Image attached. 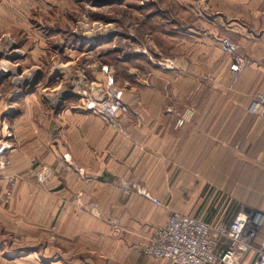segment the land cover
I'll list each match as a JSON object with an SVG mask.
<instances>
[{
  "label": "rangeland",
  "instance_id": "rangeland-1",
  "mask_svg": "<svg viewBox=\"0 0 264 264\" xmlns=\"http://www.w3.org/2000/svg\"><path fill=\"white\" fill-rule=\"evenodd\" d=\"M242 6V0H0V264L61 262L55 257L65 242L58 252L52 246L61 214L79 216L76 230L92 224L111 237L122 232L131 204L102 208L83 193L57 194L52 181L61 178L57 169H81L67 154L68 116H93L125 139L137 92L153 97L147 88L162 96L167 113L176 112L175 140L187 125L186 167L173 153L166 168L172 190L156 191L173 196L169 207L209 223H228L225 214L230 220L242 209L264 211V123L245 113L251 97L237 89L240 75L229 74L220 43L229 40L244 58L226 29ZM110 89L121 92L129 110L119 130L82 109ZM230 108L234 118L227 121ZM185 113L193 115L179 124ZM124 155L119 165L130 172V152ZM80 177L90 181L84 172ZM140 182L122 174L109 185L142 200L132 189H147ZM87 239L71 241L69 251L75 255Z\"/></svg>",
  "mask_w": 264,
  "mask_h": 264
},
{
  "label": "crops",
  "instance_id": "crops-1",
  "mask_svg": "<svg viewBox=\"0 0 264 264\" xmlns=\"http://www.w3.org/2000/svg\"><path fill=\"white\" fill-rule=\"evenodd\" d=\"M242 2V10L238 15L241 23L238 16L233 14L232 22L227 24L226 29L227 36L240 44L238 45L241 48L240 52L247 59L236 87L241 91L240 93L251 97L255 92L264 94V0H242ZM192 34L195 40H198L197 36L203 35L200 32ZM201 40L199 38L198 41L201 42ZM209 40L213 42L212 39ZM229 74L233 75L231 72ZM145 93L153 97L144 98V92H137L141 96L140 101L132 106L134 115L132 114L131 119L124 121L128 132L125 139L110 132L101 120L93 116L73 114L67 117V136L72 142V145L68 146L67 154L81 169L67 167L66 170L64 168L55 170L56 175L61 178L58 179L57 184L53 179V189L57 194L60 192L67 195L83 193L88 200L97 202L102 208L118 206L122 209L130 204L131 208L123 216L122 232L115 234L114 237H111L107 229L100 225L91 224L90 227L76 230L72 222L77 223L79 216L58 215L57 238L52 246L57 245L58 252L59 242L62 241L65 245L60 247L65 250L61 249V253L58 252L55 257L61 262L50 264H172L164 259L154 261L139 249L134 248L138 238L148 237L156 228L163 225L166 213L148 202L129 198L109 185L114 176L125 174L138 182L141 181L140 183L149 191L151 190L152 195L162 202L165 203V200H168L170 202V204L167 203L168 206H171L174 201L172 195L169 198V195L156 191L172 190L167 167L170 166L169 160L173 158V153L178 152L179 160H182L186 167L187 125H182V128L178 130V140H175L176 137L171 132L174 128L176 112H166L168 108L165 107L162 96L155 89L147 88ZM249 101L250 98L248 103ZM247 107L248 104L245 107L246 114H248ZM233 111V108L226 109L225 120H233ZM193 120L201 121L198 118ZM247 121L250 122V120ZM257 123H264V119L259 118ZM176 142L179 144L177 149ZM128 152L132 160L130 172L119 165L123 164L124 154L127 155ZM194 154L196 156L198 152L195 151ZM140 168L146 169V178L139 177L142 172ZM82 172L90 180L88 183L80 179ZM152 183H163V185L160 189H156ZM88 219L96 224V220ZM225 220L230 221L226 214ZM81 236L97 240L98 243H90L92 246L88 247L89 239H87L85 240L87 246L79 248L80 251L74 255L75 249L69 251L68 248L74 245L71 241ZM82 241L84 242L83 239ZM242 264L247 262L244 261Z\"/></svg>",
  "mask_w": 264,
  "mask_h": 264
},
{
  "label": "built area",
  "instance_id": "built-area-1",
  "mask_svg": "<svg viewBox=\"0 0 264 264\" xmlns=\"http://www.w3.org/2000/svg\"><path fill=\"white\" fill-rule=\"evenodd\" d=\"M220 43L224 54L230 57V72L240 75L247 59L236 53V46L229 40ZM121 95L120 91L110 89L107 98L99 97L81 108L119 130L122 117L129 112ZM247 113L264 119L263 93L251 96ZM192 115L185 113L179 124ZM132 189L143 201L166 211L163 225L134 245L144 255L169 260L172 264H242L244 261L264 264V211L242 209L228 223H209L171 209L144 187L133 185Z\"/></svg>",
  "mask_w": 264,
  "mask_h": 264
}]
</instances>
